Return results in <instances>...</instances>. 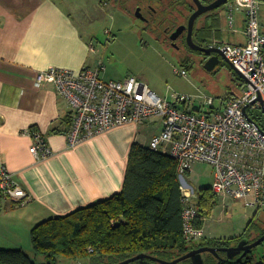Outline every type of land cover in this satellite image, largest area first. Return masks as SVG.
Listing matches in <instances>:
<instances>
[{"label":"crops","instance_id":"obj_1","mask_svg":"<svg viewBox=\"0 0 264 264\" xmlns=\"http://www.w3.org/2000/svg\"><path fill=\"white\" fill-rule=\"evenodd\" d=\"M216 13L207 12L193 28L204 24L208 39V32L213 33L211 44L219 39ZM225 15L226 30L236 35L228 43L244 42L243 11L234 13L232 27ZM197 35L203 37L204 32ZM94 53L92 38L58 0H0V161L27 193L23 202L0 198V247L32 250L34 225L118 192L131 144L147 146L161 130V119L152 118L110 128L76 146H69L66 131H51L64 126L61 119L70 110L51 84L35 85L37 72L49 67L93 69L98 65ZM101 75L111 79L105 70ZM31 126L46 138L50 156L39 158L29 151L33 138L26 131ZM168 150V143L159 148ZM202 228L206 238L226 237L213 233L205 220Z\"/></svg>","mask_w":264,"mask_h":264},{"label":"built area","instance_id":"obj_2","mask_svg":"<svg viewBox=\"0 0 264 264\" xmlns=\"http://www.w3.org/2000/svg\"><path fill=\"white\" fill-rule=\"evenodd\" d=\"M260 0H228L225 3L229 25L234 13L243 11L244 42L212 43L223 50L224 57L245 77L240 94L222 100V108H214L213 98L205 94L203 105L208 111L190 107L191 96L172 94V101L157 95L134 76L122 80L103 79L105 66L78 70L49 67L37 72V87L51 84L63 97L70 110L66 131L69 146L123 124H142L152 118L161 119V130L152 136L148 145L159 150L168 143V153L176 163L178 174L185 175L194 163L212 167L211 191L218 197L246 201L247 206L264 203V134L252 119V112L264 105V33L261 31ZM93 50V48H91ZM174 73L187 77V69L174 68ZM246 108L247 116L243 109ZM32 138L29 151L46 158L51 149L40 131ZM183 187L187 184L182 179ZM181 191L182 234L186 241L204 238V230L195 224L197 208ZM192 190V189H191ZM0 198L23 202L27 193L14 174L0 161ZM261 264H264V259Z\"/></svg>","mask_w":264,"mask_h":264},{"label":"trees","instance_id":"obj_3","mask_svg":"<svg viewBox=\"0 0 264 264\" xmlns=\"http://www.w3.org/2000/svg\"><path fill=\"white\" fill-rule=\"evenodd\" d=\"M130 3L135 5L138 0H126V4ZM182 8H185L184 13ZM194 8L190 0H176L173 4L166 5L165 10L173 15L174 21L169 24L171 17L167 20L166 15L159 17L160 26H168V34L182 23L184 17L186 20ZM198 31H203L204 36L199 38ZM193 35L199 40L209 41L213 33L208 32L211 37L208 39L203 24L200 29L193 30ZM182 63L187 67L188 61L183 60ZM239 79L242 88L244 80ZM230 97L227 94L224 99ZM252 113L249 115L264 129L262 111ZM70 120L69 111L61 119L64 126L58 127L59 129L52 127L51 131H67ZM29 129L31 135L39 131L35 126ZM198 192L195 224L202 227L203 218L210 214L216 204V195L210 186L200 187ZM180 196L176 163L172 156L151 149L149 145L133 142L127 156L123 184L118 192L65 215L40 221L30 231L34 257L22 248L0 247V264H58L61 257L73 264H116L139 253L173 260L200 246L229 247L237 245L243 239L251 242L264 233V225L251 219L239 235L228 238L204 237L198 242L186 241L182 234ZM241 254L242 252L229 256L221 251L215 256L204 252L202 257L204 264H261L264 259L262 256L254 263L253 249L243 256ZM38 255L44 256V263L35 261ZM179 264L192 263L190 259H184Z\"/></svg>","mask_w":264,"mask_h":264},{"label":"rangeland","instance_id":"obj_4","mask_svg":"<svg viewBox=\"0 0 264 264\" xmlns=\"http://www.w3.org/2000/svg\"><path fill=\"white\" fill-rule=\"evenodd\" d=\"M58 1L71 12L83 34L92 38L96 49L95 58L97 62L104 64L105 74L111 79L122 80L127 76H134L168 101H172L173 93L191 96L190 107L200 112L210 110L209 105H203L205 94L213 98L212 106L217 109L222 108V99L225 95L229 94L232 97L240 94L239 75L228 62L221 59V63L214 70L207 71L202 62V55L182 49L186 43L183 37L174 41L166 37L167 33L163 32L165 28L158 25L160 9L163 7H158L159 15L154 16L152 22H144L136 16L133 11L134 5L131 3L117 4L113 0ZM260 3L261 31L264 33V0H260ZM223 6L216 9L217 15L214 17L217 22L215 30L219 38L218 44L228 43L236 36L227 31L226 25L223 24L225 15ZM141 11L143 12V9ZM162 12L166 16L169 15L168 10L163 9ZM199 18L196 24L200 21ZM193 40L201 43L195 36ZM180 52H188L187 67L179 57ZM174 68L187 69V77L174 73ZM148 129L152 130L153 125ZM182 179L186 182V187H183ZM177 181L179 187L188 192L189 199L196 205L199 188L212 183V167L207 163H194L183 178L177 173ZM250 200L251 197L244 201L216 196V204L210 214L203 218V222L205 220L206 226L212 229L213 233L226 236L220 238L239 235L251 219L263 226L264 203L257 209L256 206L253 208L245 204ZM26 252L34 257L32 250ZM263 252L264 242L253 248L254 263L261 258ZM35 261L44 263V256H36ZM58 264L73 263L61 257Z\"/></svg>","mask_w":264,"mask_h":264},{"label":"water","instance_id":"obj_5","mask_svg":"<svg viewBox=\"0 0 264 264\" xmlns=\"http://www.w3.org/2000/svg\"><path fill=\"white\" fill-rule=\"evenodd\" d=\"M195 3V9L190 14L187 20V25H179L172 34H170V40L174 41L177 39L180 34L186 30V44L187 46L194 50L203 53L205 56H208V58L204 62V68L207 71H212L214 68L221 63V59L225 60L227 59L224 57L223 50L217 46H202L201 44L196 43L193 40V28L194 24L197 18L201 17L202 15L206 14L207 12L213 11L215 9H218L223 4H225L228 0H213L210 3L204 4L201 0H193ZM229 63V62H228ZM230 64V63H229ZM231 65V64H230ZM231 67L234 69V71L239 75L240 78L245 80V77L242 73H240L236 68H234L232 65ZM262 114L264 116V105L261 107ZM244 115L248 117L246 108L243 109ZM249 118V117H248ZM257 127L260 129L261 133L264 134V129L261 128L258 124H256ZM264 242V233L259 236L257 239L248 242L247 239H243L240 241L237 245L229 246V247H211V246H200L198 248L191 249L187 253H185L182 256H179L176 259L173 260H165L158 257H155L151 254L147 253H139L137 255H134L130 258H127L121 262H118L116 264H179L180 261L184 259H190L192 264H204V260L202 257V253L209 252L213 255L217 256L219 252L224 251L229 256L236 255L240 252H242L241 256L245 255L247 252H249L254 247L258 246ZM74 264H89L86 262H77Z\"/></svg>","mask_w":264,"mask_h":264},{"label":"flooded vegetation","instance_id":"obj_6","mask_svg":"<svg viewBox=\"0 0 264 264\" xmlns=\"http://www.w3.org/2000/svg\"><path fill=\"white\" fill-rule=\"evenodd\" d=\"M113 1H115L117 4L119 3H122V2H124V3H126V0H113ZM174 1L176 2V0H142V1H140V0H138V3H136L135 5H134V8H133V11H134V13L136 14V16L137 17H139V18H141L144 22H152V20L154 19V16H158L159 15V12L157 13V9H158V7L160 6V7H163L162 9H160V16L159 17H166L165 15H163V12H162V10L163 9H165L166 8V5H171V4H173L174 3ZM204 4H207V3H210V2H212L213 0H201ZM190 2L192 3V6H195V3H194V1L193 0H190ZM189 7H190V5H189ZM143 9V12L141 11ZM195 9V8H194ZM194 9H193V11H194ZM184 10H185V8H183L181 11H182V13H184ZM192 11V12H193ZM142 14V15H141ZM191 14V13H190ZM190 14H189V16H190ZM188 16V17H189ZM171 17V18H170ZM188 17H187V19L184 21V23H179L174 29H172L168 34H166V37H169V35L170 34H172L173 32H174V30L179 26V25H182V24H184V25H187V20H188ZM170 18V19H169ZM167 19H169L168 20V23L170 24L172 21H174V17H173V15H171V14H169L167 17H166V20ZM160 21H159V19H158V25L160 26ZM168 26L167 27H165V30H163V32L164 33H167V31H168ZM153 31V30H152ZM204 36V35H203ZM180 37H183L184 38V40L186 41V30H184L181 34H180V36L178 37V38H180ZM177 38V39H178ZM170 41V40H169ZM200 44L202 45V46H205V47H207V46H210L211 45V43L209 42V41H207V40H200ZM180 48V47H179ZM179 48H178V50H179ZM182 49H184V50H187V51H194V50H192V49H190L188 46H187V44L185 43V48H182ZM194 52H196L197 54H200V55H202L203 56V61L202 62H205V60L208 58V56H205V55H203V53H201V52H198V51H194ZM187 53L188 52H180L179 53V57L182 59V60H188L189 58H188V55H187ZM194 58V57H193ZM183 62V61H182Z\"/></svg>","mask_w":264,"mask_h":264},{"label":"bare ground","instance_id":"obj_7","mask_svg":"<svg viewBox=\"0 0 264 264\" xmlns=\"http://www.w3.org/2000/svg\"><path fill=\"white\" fill-rule=\"evenodd\" d=\"M197 208V207H196ZM200 241V240H199Z\"/></svg>","mask_w":264,"mask_h":264}]
</instances>
